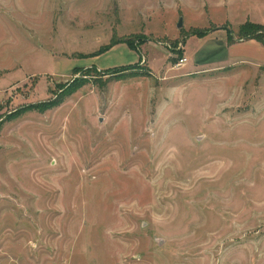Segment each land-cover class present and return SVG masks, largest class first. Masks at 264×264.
I'll return each instance as SVG.
<instances>
[{
  "label": "rangeland",
  "instance_id": "obj_1",
  "mask_svg": "<svg viewBox=\"0 0 264 264\" xmlns=\"http://www.w3.org/2000/svg\"><path fill=\"white\" fill-rule=\"evenodd\" d=\"M200 2L0 0V264H264V65L201 70L252 38Z\"/></svg>",
  "mask_w": 264,
  "mask_h": 264
},
{
  "label": "crops",
  "instance_id": "obj_2",
  "mask_svg": "<svg viewBox=\"0 0 264 264\" xmlns=\"http://www.w3.org/2000/svg\"><path fill=\"white\" fill-rule=\"evenodd\" d=\"M201 7H207L209 4L215 5L218 7H224L226 10H228L227 14V24L232 26L235 25L238 29L242 25L250 22L253 24H260L264 25V0H200ZM231 19H233V22L236 24H231ZM207 32L203 34H198L196 31H193L194 35H198L196 37H205L207 34L208 38V44H211V46L220 47L221 53H215L219 57V59L214 61H209L207 65H199V64H193V69H196V67L202 68L201 70L205 69H219L224 70L227 68V65L234 66V59H237L240 54H244V49L247 48H254L256 50L257 55V64L258 65H264V47L261 46L263 42L261 40L252 38V39H232L229 37L228 33L227 35H218L217 32ZM192 34V35H193ZM217 43L220 44L216 45ZM250 44V45H249ZM264 44V43H263ZM182 47L184 49V56H186L188 60V55L185 48V43ZM182 49V48H181ZM208 51V49L206 50ZM195 56H197V53L195 54V51L193 53ZM185 66V65H184ZM211 68H205L210 67ZM192 70V68L190 69ZM195 71V70H194ZM199 71V70H198ZM196 72V71H195Z\"/></svg>",
  "mask_w": 264,
  "mask_h": 264
},
{
  "label": "trees",
  "instance_id": "obj_3",
  "mask_svg": "<svg viewBox=\"0 0 264 264\" xmlns=\"http://www.w3.org/2000/svg\"><path fill=\"white\" fill-rule=\"evenodd\" d=\"M264 27V25H260V24H253V23H246L244 25H242L241 31L239 32L241 34V36H243L244 38H255L258 40H262L264 41V35H262V28ZM254 29V30H252ZM198 34H203L205 32L203 31H197ZM62 101V98L60 97L59 99H56L54 101H50L48 103H46L45 105H43L42 107L38 108L40 109V111H45L47 109L53 108L57 105H59Z\"/></svg>",
  "mask_w": 264,
  "mask_h": 264
},
{
  "label": "built area",
  "instance_id": "obj_4",
  "mask_svg": "<svg viewBox=\"0 0 264 264\" xmlns=\"http://www.w3.org/2000/svg\"><path fill=\"white\" fill-rule=\"evenodd\" d=\"M186 62H187V58L186 57H182V58L179 59L177 65H178V67H180V66L186 65Z\"/></svg>",
  "mask_w": 264,
  "mask_h": 264
},
{
  "label": "water",
  "instance_id": "obj_5",
  "mask_svg": "<svg viewBox=\"0 0 264 264\" xmlns=\"http://www.w3.org/2000/svg\"><path fill=\"white\" fill-rule=\"evenodd\" d=\"M183 25L182 19L179 21L178 26L181 27Z\"/></svg>",
  "mask_w": 264,
  "mask_h": 264
}]
</instances>
